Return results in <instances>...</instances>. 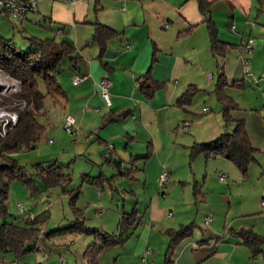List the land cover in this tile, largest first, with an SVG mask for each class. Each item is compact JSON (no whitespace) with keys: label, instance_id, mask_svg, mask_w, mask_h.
I'll return each mask as SVG.
<instances>
[{"label":"rangeland","instance_id":"obj_1","mask_svg":"<svg viewBox=\"0 0 264 264\" xmlns=\"http://www.w3.org/2000/svg\"><path fill=\"white\" fill-rule=\"evenodd\" d=\"M95 1L92 6L90 5V14L85 19L86 23H64L56 19L52 21L50 19L45 20V16H48L49 13L45 12L42 3L39 5L40 14H31L29 19L25 21H21L11 15L0 14V35L11 39L23 51H29L32 48L29 40L31 36L42 39L55 38L57 41L73 43L76 40L78 31L86 33L87 27L90 26L89 22L96 21ZM163 1L168 3L170 0ZM249 1L250 4L248 5ZM230 2L234 4V7ZM98 6L101 8L102 5L98 4ZM210 6L214 17L220 19L229 18L230 22L228 24L231 26L239 24L240 28L243 27L244 25L241 26L239 23L242 16L243 24L248 20V29L255 26L258 27V30L254 33L252 49L249 52L245 50L242 56L241 54H236V50L231 49L225 56H221L218 59L213 58L212 60L209 58L206 60L205 58V64L215 67L214 79H211V84L206 81V83H200V87L197 85L200 91L195 94L192 103L187 107L188 112L184 109L182 110L187 113L186 119H184L191 122V129L188 132L181 130L182 120L184 119L180 120L179 124H174L170 129H168L167 123L162 124L164 122L161 120L157 145L152 147L153 152L155 151V157L148 165L146 164L151 157L147 159L146 163L142 160L126 161L122 167L109 163L103 158L106 153L103 156L101 154L103 144L98 142L93 143L94 147L91 149L98 148L97 153L90 151V154L83 156L84 159L80 158V160H84L80 162L78 157H76L77 155L73 154L74 151L71 148L75 133L70 134L66 131L62 118L63 110L58 106L54 109L55 105L51 96H46V114L40 117V120L47 126L46 133L36 148L19 150L12 153V156L32 172H36V166L39 163L46 164L48 161L56 159L70 178L61 184H54L49 187L43 181H40V190L32 189L17 178L11 181L7 200L8 214L5 217L0 216V223L13 221L19 225H25L26 221H35L34 225L39 229V233L36 242L37 249L26 252L20 258H17L15 251L3 252L0 250L1 264H89L85 256V250L94 240V236L82 232L61 230V228L69 225L77 217L72 204H75L80 209L85 222L89 226L95 227L101 226V221H96L94 215L96 198L100 199L99 201L102 203L99 204L104 209L110 208L118 212L117 204L120 209H123L126 203L129 209L127 212H132L133 205L138 198L133 195V190L138 193L139 197H142L145 191V179H150V183L146 187L148 193L155 192V189L151 187V181L155 179L156 172L160 168L156 155L164 158L162 159L163 161L161 160L165 164L162 166V170L167 167L170 172H173L172 179H182V183L178 182L179 188L175 193L172 192L169 186L164 190L161 189L164 192H161V197L164 199L163 206L166 221L157 223V225L154 224L153 228L162 230V233H156L153 237V241L159 249L151 245L152 249L156 251L150 256V262L164 264L165 253L171 241L166 226L171 224L173 220H180L181 216H183L185 221L182 223L178 221L175 229H178L181 224H189L195 221L198 225L194 230L197 238L205 239L206 235H208L213 237L210 241L213 240L214 242L219 236L231 235L233 229L240 228L243 225L250 226L260 216L264 221V206L262 204L264 200V80H261V73L255 71L260 70L264 66V0H216ZM234 14H237L236 21L232 18ZM205 26L203 24L202 27L205 28ZM59 29H64L66 32L59 35L57 34ZM261 31L263 33H260ZM258 43H260V50L256 49L259 47L257 46ZM254 53L255 55H253ZM238 56L242 59V69L234 73L236 74L234 77L229 75L232 74L230 71L226 72V67L228 68L227 70H231ZM68 66L72 68L69 56L63 60L58 78H61V72L67 70ZM220 67L226 73L230 82L225 92L227 95L232 96L239 105V108L232 111V115L237 119L244 118L246 120L247 128L253 136L254 145L257 147L259 145L262 148L257 154L258 162L250 165L247 175H244L234 162L222 155L209 158L205 154H198L196 157L192 156V147L196 142L212 140L206 139L212 126H216V124L221 126L220 133L213 139L217 138L226 129L231 132L235 127L234 121H226L223 112L224 106L215 93ZM246 70L248 72L245 75L244 72ZM244 77L245 82H241V85L237 82L234 83V80L238 81ZM41 89L46 92L43 85H41ZM6 105L9 106V109H13L12 105ZM208 107L211 110H208ZM207 116H211V118L199 124L200 119ZM50 138L54 141L50 142ZM133 146L137 150H143L144 154L148 151L146 142L137 143L135 141ZM122 147L126 149L125 145H122ZM126 151L129 154L128 148ZM167 159H170V161ZM155 160L157 163L154 162ZM1 161L2 159L0 158ZM88 167L90 169V171L88 169L89 173L86 172ZM125 169L130 171V175L120 174V170ZM91 171L92 173H90ZM101 172L105 175L96 184H92L86 178L88 174H90L91 178H94ZM174 173L177 174L174 175ZM195 174L197 179L202 182V185L206 180L203 185V192L206 193V198L203 194L200 199L197 198L193 190L194 184L191 186L185 183V179H196ZM221 176L226 177L225 182L220 180ZM99 191H101V195H98ZM77 193L78 196L74 199L73 197ZM112 193H114L113 199ZM179 198L182 200V205L176 210L172 204ZM140 207L145 209L143 203H141ZM178 210L184 211V213H180ZM170 212L172 213V218L168 216ZM192 212H194V216L190 218ZM207 216L215 219L213 225L212 223L210 225L206 224L205 218ZM98 220H101L100 214L98 215ZM108 224L109 229L104 230L119 232V227L117 229L116 223L114 224L111 221ZM210 226L213 227L212 230ZM131 233L132 229L128 228L124 232V236H131ZM165 238H168L167 242ZM34 244V242H28V247ZM130 246L131 244L125 247L130 248ZM123 249L120 245L104 250L99 255L100 264H113L115 262L114 254L118 250L125 251ZM255 259L262 260L263 254L258 255ZM237 264H240V262Z\"/></svg>","mask_w":264,"mask_h":264},{"label":"crops","instance_id":"obj_2","mask_svg":"<svg viewBox=\"0 0 264 264\" xmlns=\"http://www.w3.org/2000/svg\"><path fill=\"white\" fill-rule=\"evenodd\" d=\"M94 1L78 0L75 5L63 3L61 0H43L41 3L45 12L49 13L48 16H45V20L50 19L52 21L56 19L64 23H86L85 19L90 14V5L92 6ZM95 2L96 21L89 22L90 26L87 27L86 33L78 31L76 40L72 43L76 47L73 56L77 57L78 68L68 66L67 70L61 72V78H59L67 96L59 98L51 96V98L55 105L54 109L58 106L64 112L62 116L63 123L67 114H72L77 119V131L71 144L73 150H71L74 151L73 154L77 155L76 157L80 162L84 161L80 160V158L84 159L83 156L91 152L97 153L98 148L91 149L94 147L92 144L98 142L103 144L102 156L110 151L109 158L112 157V163L122 167L124 162L132 161V156L141 157L145 155L143 150L135 149L133 146L135 141L137 143L146 142L148 145L151 144L152 147L157 145L161 120L164 122L162 124L167 123L168 129H170L174 124H179L180 120L186 119L187 113L176 106L175 101L189 84L194 83L199 86L200 83H206V81L211 84V79H214L215 67L205 64V58L206 60L209 58L213 60L215 57L210 46L208 27L204 22L198 0H170L168 3L163 0H96ZM98 4L102 5L101 8ZM230 4L234 7L233 3L230 2ZM247 4L249 5L250 1ZM40 11L39 9V13L34 15H39ZM213 14L211 11V18L218 28L219 37L232 43L234 45L232 50H236V54L242 56L245 51L243 45L253 39L258 27L248 29V20L243 24L242 16L239 23L241 26L244 25L243 27L240 28L239 24L231 26L228 24L230 22L229 18L220 19L214 17ZM232 18L236 21L237 14H234ZM98 21L117 31V35L108 40L104 53H101L100 44L93 42L91 39L95 29L94 23ZM203 24L206 25L205 28L202 27ZM65 32L64 29H59L57 34L60 35ZM260 33H263V31ZM260 43L257 45L259 46L256 48L257 50H260ZM150 68L152 76L161 82L167 83V85L165 88L157 90L153 98L148 99L139 89V78ZM227 69L226 67V72L230 71L232 74L229 75L235 77L236 74L234 73L242 69V59L238 56L232 69ZM255 71L261 73L262 80L264 66ZM247 72V70L244 72L245 75ZM209 73H211L210 76ZM76 76L83 77L79 84H74ZM102 79L110 81L111 105H107L102 97L99 86ZM243 80L245 82V77ZM208 110H211V108L208 107ZM124 111H130L128 117L119 118L118 121L109 124L106 123L108 116H116ZM208 118H211V116L201 118L199 124H202ZM185 119L182 120L181 130L188 132L191 129V122ZM220 127L219 124L212 126L206 139H213L217 136L221 131ZM249 135L254 144L250 132ZM128 137L131 140H128ZM51 140L54 141L50 138L49 141L51 142ZM127 143H129L128 146ZM122 145L128 147L129 154L126 151L127 148H123ZM257 148L260 151L262 150L259 145ZM154 157L155 151L148 162L145 160L146 165L154 160ZM156 158L160 168L156 172L155 179L151 181V187L155 189V192L148 193L146 190L150 179L144 181L145 191L142 197H139L138 193L133 190V195L138 197L133 205V210L136 209L140 212L141 220L138 224L130 227L132 229L131 236H127L126 244L121 246L125 251L118 250L114 254L115 261L118 264H143L142 256L146 250L148 248L151 250L148 255L149 261L150 256L156 251L151 247L153 245L157 248L153 237L156 233L161 234L162 230H156L153 227L154 224L157 225V223L166 221L163 206L164 199L161 197V192H164L161 191L159 184L160 175L163 171L162 166L165 164L162 162V159H164L162 156L156 155ZM167 160L170 161V159ZM117 162L119 165H117ZM88 169L89 167L86 168V172H88ZM176 174L174 173V175ZM172 177L173 172H171L168 186L175 193L179 188L178 182L182 183V179H172ZM195 178L185 179V183L191 186L194 184V194L195 188H200L203 191V185L206 183L205 180L202 185L196 174ZM99 194L101 195V191L98 192ZM113 198L114 193H112ZM99 200L96 198L94 202L96 221H101L100 227L103 229H109L108 223L112 221L114 224L116 223L118 229L121 214L129 211L127 204L125 203L123 209H120L117 204L119 209L117 212L110 208L104 209L103 206H100L99 203L102 202ZM141 203L145 205V209H141ZM172 205L176 210L179 209L182 205L181 198L176 199ZM197 206L200 207L198 204ZM179 212L184 213V211ZM98 213L101 215V220H98ZM193 216L194 212H192L190 218ZM178 221L182 223L185 220L181 216ZM178 221L173 220L171 224L166 226L167 229H175ZM214 222L215 219H212L210 223L213 225ZM210 223L206 222L208 225ZM242 227H253L259 234L264 236V221L261 216L250 226L243 225ZM210 229L212 230L213 227L210 226ZM211 238L213 237L206 235L205 239L208 240L202 242L205 239L197 238L194 232L176 249L172 264H237L238 262L240 264H264V251L262 253L263 261L256 260L252 256L251 249L246 245L239 244V240L232 233L223 237L219 236L215 242L210 241ZM165 239H167V242L168 238ZM130 244V248H127Z\"/></svg>","mask_w":264,"mask_h":264},{"label":"trees","instance_id":"obj_3","mask_svg":"<svg viewBox=\"0 0 264 264\" xmlns=\"http://www.w3.org/2000/svg\"><path fill=\"white\" fill-rule=\"evenodd\" d=\"M215 0H198L199 8L206 22L212 53L216 59L225 56L234 45L222 40L218 34V28L211 18L210 5ZM95 29L92 34V41L100 44L101 53H104L108 40L117 35V31L112 27L101 22L94 23ZM32 48L29 51H23L18 48L11 39L0 35V69L5 73L17 78L21 82V90L11 96L3 97V104H10L12 108L19 112V122L4 137L0 136V216L5 217L8 214V193L10 183L13 179H19L34 190H40V181H43L47 187L54 184H61L67 181L70 176L63 171L62 165L57 160H51L45 163H39L36 166V172H32L25 165L12 156V153L19 150H30L37 147V144L46 133L47 126L40 120L46 114L45 98L66 97V90L63 88L58 74L60 72L63 60L69 56L72 66L78 68L77 57L73 56L76 47L67 41H57L55 38L42 39L36 36L29 37ZM155 60V58H154ZM242 84L244 80H234V83ZM240 82V83H239ZM242 82V83H241ZM230 84L226 73L221 69L218 72V83L215 90L219 101L223 104V112L226 121H234L235 127L230 132L227 129L212 140L196 142L192 147V156L205 154L207 158L211 156L222 155L234 162L244 175L248 174L252 163L257 162L259 148L254 146L251 141L247 123L244 118H235L232 111L239 108L237 101L226 94V87ZM44 86V92L41 89ZM167 83L161 82L152 76L151 68L139 78V89L146 98L154 97L155 92L165 88ZM200 91V88L192 83L176 99L175 105L188 112V106ZM25 102L24 109L18 108V104ZM130 111H124L119 115H110L106 118V123H112L119 118H126ZM128 140H131L128 137ZM129 142V141H128ZM129 143H127L128 146ZM128 148V147H126ZM153 153L152 145H148V151L141 157H133L132 162L136 160H147ZM112 163L111 158H105ZM121 175H130L128 169L120 170ZM89 177V178H88ZM104 177L101 172L98 176L91 178L86 175L87 180L92 184L98 183V180ZM39 181V182H38ZM79 193V192H78ZM78 193L74 195L78 196ZM205 194L200 188H195V195L200 198ZM73 199V200H74ZM73 205L77 217L71 223L61 230L67 232H82L94 236V240L87 246L85 256L89 264H100L99 255L106 249L114 246L124 245L128 237L124 232L128 228L138 224L141 220L140 212L134 209L132 212H123L119 219V232H109L100 227L89 226L82 217L79 208ZM80 216V217H79ZM26 221L25 225H19L16 222L0 223V250L3 252L15 251L17 258H20L28 251L36 249L37 236L39 229L34 225L35 221ZM198 225L195 221L189 224H183L178 229H168L167 233L171 237L169 247L165 253L164 264H172L176 255V249L187 238L194 233ZM238 240L239 244L248 246L251 249L253 258L262 254L264 251V236L259 234L253 227H242L231 232ZM203 240L202 242L207 241ZM28 242L35 244L28 247ZM1 264V263H0ZM113 264H118L116 261Z\"/></svg>","mask_w":264,"mask_h":264},{"label":"built area","instance_id":"obj_4","mask_svg":"<svg viewBox=\"0 0 264 264\" xmlns=\"http://www.w3.org/2000/svg\"><path fill=\"white\" fill-rule=\"evenodd\" d=\"M43 0H0V14H6L14 16L15 18L25 21L29 18L31 14L39 13V5ZM67 4L75 5L78 0H61ZM253 39L243 45L244 49L248 52L252 49ZM264 80V72L262 75ZM83 80V77L76 76L74 78V84H79ZM100 89L102 97L104 98L107 105H111V95H110V81L107 79H102L100 82ZM21 90V82L17 78L5 73L0 69V135L2 137L6 136L8 132L13 129L19 122L20 116L18 110L9 109V106L2 103L3 97L11 96ZM26 106L25 102L19 103L18 108L24 109ZM77 119L72 114H67L65 117L64 128L70 134H74L77 131ZM187 128V127H186ZM52 142V140H51ZM110 156V151L106 152L105 158ZM171 172L164 167L159 184L160 188L164 190L170 181ZM225 176H221L220 180L225 182ZM264 206V200L262 202ZM172 216V213H169ZM212 220L211 216L206 218V222L210 223ZM151 250L148 248L144 255L142 256L143 264H154L148 260V255Z\"/></svg>","mask_w":264,"mask_h":264},{"label":"water","instance_id":"obj_5","mask_svg":"<svg viewBox=\"0 0 264 264\" xmlns=\"http://www.w3.org/2000/svg\"><path fill=\"white\" fill-rule=\"evenodd\" d=\"M117 165H119L118 162H117Z\"/></svg>","mask_w":264,"mask_h":264}]
</instances>
